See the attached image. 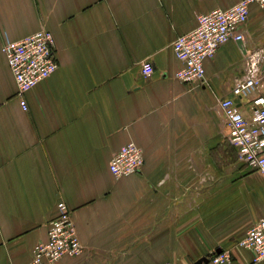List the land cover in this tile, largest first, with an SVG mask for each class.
Returning <instances> with one entry per match:
<instances>
[{
	"label": "crops",
	"instance_id": "1",
	"mask_svg": "<svg viewBox=\"0 0 264 264\" xmlns=\"http://www.w3.org/2000/svg\"><path fill=\"white\" fill-rule=\"evenodd\" d=\"M239 1L0 0V50L47 30L58 65L22 111L0 51V264L30 262L59 202L83 252L55 264H212L217 251L255 264L236 244L264 218V175L238 159L219 102L248 119L264 98V8L204 62V85L175 79L172 51L197 16ZM251 74L256 94L234 98ZM128 142L143 164L116 179L109 164Z\"/></svg>",
	"mask_w": 264,
	"mask_h": 264
},
{
	"label": "built area",
	"instance_id": "2",
	"mask_svg": "<svg viewBox=\"0 0 264 264\" xmlns=\"http://www.w3.org/2000/svg\"><path fill=\"white\" fill-rule=\"evenodd\" d=\"M251 5L264 8V0H241L231 8L197 16L196 27L172 43V51L182 65L175 73V79L183 84L204 85V62L213 58L217 49L227 42L242 40L240 29L247 22ZM0 51L16 84L20 107L26 111L23 96L57 70L52 35L47 30H40L17 42H5ZM152 73L151 64L143 63L142 76L149 77ZM259 86L260 80L251 74L233 87L232 95L248 99L256 94ZM250 104L248 119L242 115L233 98L220 100L219 107L228 128V142L236 149L238 159L249 169L264 175V98L257 96ZM142 164L141 148L128 142L112 157L109 171L119 179L137 173ZM47 236L45 243L34 247L27 264H55L63 257L75 258L83 252L69 209L62 202L57 204V216L50 221ZM236 247L250 251L253 263L264 262V218L253 223ZM229 261L227 252L210 258L212 264Z\"/></svg>",
	"mask_w": 264,
	"mask_h": 264
},
{
	"label": "water",
	"instance_id": "3",
	"mask_svg": "<svg viewBox=\"0 0 264 264\" xmlns=\"http://www.w3.org/2000/svg\"><path fill=\"white\" fill-rule=\"evenodd\" d=\"M216 253L218 254V253H220V251H217ZM207 262H208V259L207 258H203V259L199 260L197 262V264H202V263H207Z\"/></svg>",
	"mask_w": 264,
	"mask_h": 264
}]
</instances>
